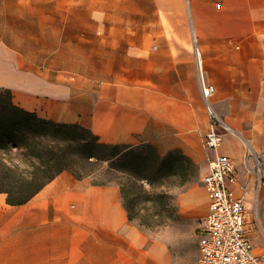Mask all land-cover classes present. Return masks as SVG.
I'll return each mask as SVG.
<instances>
[{"label": "crops", "instance_id": "0c3cea01", "mask_svg": "<svg viewBox=\"0 0 264 264\" xmlns=\"http://www.w3.org/2000/svg\"><path fill=\"white\" fill-rule=\"evenodd\" d=\"M189 2L195 44L180 26L179 1L156 33L133 34L130 10L121 70L102 76L53 65L45 15L35 32V0L0 1V88L19 108L80 125L102 143L149 144L160 157L180 151L204 175L211 153L202 144L210 129L203 82L215 87L211 102L224 124L218 152L254 163L255 144L264 145V0ZM92 180L62 172L21 205L0 192V264H171L169 245L129 219L119 186ZM177 205L197 232L210 195L197 182Z\"/></svg>", "mask_w": 264, "mask_h": 264}, {"label": "rangeland", "instance_id": "374dc122", "mask_svg": "<svg viewBox=\"0 0 264 264\" xmlns=\"http://www.w3.org/2000/svg\"><path fill=\"white\" fill-rule=\"evenodd\" d=\"M4 1V0H0ZM11 1L17 0H6ZM36 6L31 8L35 11V32L38 36L39 17L46 16V27L52 44V63L60 66L65 63L69 67L78 69L79 74H94L108 76L111 72L121 70L122 51L124 46V17L132 16V33L138 31H153L156 33L161 28H165L164 21L165 9L172 7L174 1H179L181 7L180 26L184 27L190 35L191 43L195 44L194 29L190 13L189 0H35ZM81 3L78 11L73 7L75 3ZM159 7H155V4ZM11 6V5H10ZM15 7V6H14ZM76 15H78L76 17ZM144 20V24H137L135 20ZM17 19L16 24L19 23ZM150 37V36H148ZM152 46L151 40L148 43ZM194 46V45H193ZM195 47V46H194ZM224 125L223 123H221ZM230 131L225 127V132ZM238 142L245 150L248 145L244 139H238ZM258 144H255V150L260 151ZM155 152V151H154ZM145 145L139 146H118L114 150L113 158L110 161L98 162L92 165L81 161L80 163H65L71 168L65 171L71 175L88 173L92 166L96 170L86 177H92L96 184H115L119 185L124 180L123 174L117 170L111 169L109 163H130L126 169L139 172L140 166L137 163H145L139 157L149 156L157 157ZM245 153V152H244ZM215 153L212 152L211 155ZM248 155V154H247ZM246 155V156H247ZM250 155V154H249ZM248 155V156H249ZM159 156V155H158ZM252 156V155H251ZM94 160V159H91ZM12 165H18L20 169H31L25 163H21L19 157H14ZM234 161V160H233ZM235 172L239 182L244 189H237L245 196V210L248 213L249 234L257 246L259 252H264V188H259L255 177L247 171V165L253 166L254 163H235ZM85 167V170L79 167ZM203 173L200 170L197 182L202 183ZM243 175H247L242 179ZM156 178V175H153ZM194 183V184H195ZM160 185L159 181L154 183ZM190 185L185 187L176 186L173 178L166 180L159 189L167 191V202L170 211L168 217L165 216L164 224L160 227L145 228L147 233L160 239L169 245L172 254L171 264H198V237L197 232L193 230L191 221L182 219L178 213L177 199ZM148 187V186H147ZM135 192L136 187L132 188ZM252 190L254 200L247 204V193ZM138 200L136 209L154 212L155 208L152 202Z\"/></svg>", "mask_w": 264, "mask_h": 264}, {"label": "trees", "instance_id": "16d2710c", "mask_svg": "<svg viewBox=\"0 0 264 264\" xmlns=\"http://www.w3.org/2000/svg\"><path fill=\"white\" fill-rule=\"evenodd\" d=\"M144 145L156 152L151 145ZM118 146L100 142L80 125L55 123L19 108L13 103L11 92L0 88V192L7 194V201L12 205L28 202L59 174L69 171L71 167L65 163L84 161L94 165L110 161ZM14 157H19L21 163L31 169L8 164L14 163ZM139 159L145 162L137 163L139 172L126 169L130 163H109V167L124 176L118 186L129 219L140 227H160L170 210L167 209V191L158 186L170 178L179 187L194 184L200 170L180 151H172L164 157L141 155ZM79 169L85 170V167ZM95 170L92 166L88 173H73V176L83 179ZM156 181L160 185H155ZM133 187L138 190L135 192ZM142 198L144 202H152L154 212L141 213L136 209Z\"/></svg>", "mask_w": 264, "mask_h": 264}, {"label": "built area", "instance_id": "2783aa9c", "mask_svg": "<svg viewBox=\"0 0 264 264\" xmlns=\"http://www.w3.org/2000/svg\"><path fill=\"white\" fill-rule=\"evenodd\" d=\"M198 55V51H197ZM206 102L210 129L202 138L208 156V170L202 183L210 195L209 213L198 222V264H264V252H259L249 234L248 213L245 210L244 189L235 172L234 161L218 150L224 143V135L217 130L222 123L211 98L213 85L201 83ZM254 165H247L250 176H254L259 188H264V145L253 153Z\"/></svg>", "mask_w": 264, "mask_h": 264}, {"label": "bare ground", "instance_id": "6f19581e", "mask_svg": "<svg viewBox=\"0 0 264 264\" xmlns=\"http://www.w3.org/2000/svg\"><path fill=\"white\" fill-rule=\"evenodd\" d=\"M253 191L252 190H250L248 193H247V196H246V199H247V204L249 205L250 203H252L253 202V200H254V195H253Z\"/></svg>", "mask_w": 264, "mask_h": 264}]
</instances>
